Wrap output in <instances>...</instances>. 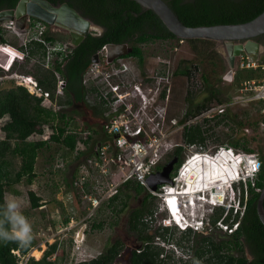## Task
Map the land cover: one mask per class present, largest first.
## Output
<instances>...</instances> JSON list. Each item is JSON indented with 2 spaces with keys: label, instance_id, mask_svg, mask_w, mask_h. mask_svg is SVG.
Here are the masks:
<instances>
[{
  "label": "trees",
  "instance_id": "trees-1",
  "mask_svg": "<svg viewBox=\"0 0 264 264\" xmlns=\"http://www.w3.org/2000/svg\"><path fill=\"white\" fill-rule=\"evenodd\" d=\"M19 0H0V11L7 8H14ZM58 4L68 2L71 6L82 14L94 18L98 23L106 26L107 30L100 34L89 33L76 46L67 42L65 49H58L52 52L51 58L46 66L47 46L44 41L55 44L58 40L56 36L51 34L50 28H47L41 35V39L31 38L25 45L21 46V50L25 52V59L38 55L43 62L38 65V75H33L37 82V88L43 93H48L50 98L61 105H68V108L54 110L53 107H45L41 103V98L31 93L27 87L21 84H13L9 88L0 90V117H7L1 129L4 137L0 138V204L4 202V198L9 189L15 184L23 181L30 185L33 178L37 175L35 168L37 158L43 148L51 147L54 144L59 145L65 151V155L71 156L77 147L78 139H82L86 144L92 139V135H88L83 139L82 132L84 126L79 124L73 115H69L70 105L78 102L90 104V117L96 119L99 115H103L107 110L104 100L92 101V93L97 91L96 86H87L84 82V75L93 63L94 56L106 44L109 43H127L132 50L120 57H134L137 59L138 66L144 69L146 54L143 48L144 44L156 42L158 40H176L180 41L163 23L160 17L151 9H145L135 0H49ZM169 6L178 15L180 20L188 26L214 25L228 23H242L249 21L264 11V0H165ZM34 22L41 21L32 18ZM43 22V21H42ZM45 23V22H44ZM0 28V43H5L6 37ZM264 35V34H263ZM188 42L205 44H213L214 40L204 38L185 39ZM257 40L264 44V39ZM132 46V47H131ZM211 51H214L211 49ZM208 62L214 66L217 60L209 51L203 52ZM185 63V61H183ZM44 64V66H43ZM59 73L66 80L64 93L56 95L57 76ZM176 75H186L191 78V66L184 65L175 71ZM264 71L260 69L247 68L236 70L235 81L239 85L246 79L261 78ZM205 85L209 90L208 99L200 103L193 104L191 101L184 112V118L180 122H184L190 117L201 114L209 106L207 100L218 97V91L215 87H208V77L204 76ZM164 96V94H163ZM260 108H264V99L256 101ZM228 111L216 118H206L205 121L217 119L216 123L228 120ZM234 121V119H232ZM264 121V118H263ZM102 127V126H101ZM93 133H98L93 131ZM48 135L47 138L45 136ZM183 142L185 145L201 144L205 145L207 141L206 131L202 124L197 122L186 124L183 127ZM228 135V134H227ZM229 143L234 148L241 146L246 151H253L252 148L246 147V144L237 137L229 135ZM95 144H93L94 147ZM92 147V149H93ZM175 153L183 154V146H176ZM81 151H79L80 153ZM95 153V151H93ZM17 155L21 157L20 168L16 171L12 168V162L8 159V155ZM261 159V169L256 175L255 185L251 181L245 182L246 189L242 186V195L240 196V205L244 208L237 209L233 215V208L227 212L226 208L220 207L213 216V223L222 218L225 222L232 223L238 221V227L232 232L224 236L221 240H217L212 236H199L195 239L196 246L191 245L193 257L195 259H204L205 264H264V224L257 213V200L260 191L264 185V154L259 155ZM182 156L178 167L183 162ZM55 169V170H54ZM176 169V171H177ZM63 168H50V172H61ZM174 172V174L176 173ZM63 176V175H62ZM63 184L60 182H47L45 188H52V194L63 192L67 193L72 190L73 181L78 177V171L73 174L69 180L67 176H63ZM64 185V187H63ZM125 189L135 190L137 193L145 191L144 203L153 212V199L155 195L148 192L143 185L127 181L123 186ZM121 187L119 192L107 200L103 205L116 202L121 196ZM260 188V190H256ZM75 200L72 206L77 209L76 217L85 212V204L80 200V194L76 189ZM247 193V199L244 200V192ZM29 199L32 208L42 206V196H39L34 190H29ZM56 197V196H55ZM60 207L59 214L63 215L60 224H66L70 217L68 216L67 207L62 199L57 200ZM71 204V203H70ZM98 209L102 212V207ZM127 206L124 201L119 211H123ZM146 207V208H147ZM226 211V214L224 212ZM145 211L141 209L130 210L129 230L136 233L137 238L141 241L138 250L133 251L132 264H172L169 262L171 256L164 258V249L157 246L154 242L156 233L149 232L147 220H143ZM100 214V213H99ZM98 215V214H97ZM92 226L101 228L103 223L92 220ZM183 238L189 240L192 234H199L198 231L188 229L181 230ZM168 242L171 241L172 226L164 225L157 232ZM87 234V231H86ZM195 238V237H194ZM181 245V242H178ZM35 246L32 240L25 246H21L18 242L11 241L0 243V264H21L22 257H27L30 250ZM123 242L116 239L115 242L106 245L104 251L91 259H83L75 264H112L114 259L122 248ZM59 242L56 241L49 244L40 259L28 256L25 264H62L61 258H57ZM194 247V248H193ZM17 250L20 255L14 251Z\"/></svg>",
  "mask_w": 264,
  "mask_h": 264
},
{
  "label": "rangeland",
  "instance_id": "rangeland-1",
  "mask_svg": "<svg viewBox=\"0 0 264 264\" xmlns=\"http://www.w3.org/2000/svg\"><path fill=\"white\" fill-rule=\"evenodd\" d=\"M28 20L29 25L24 28L31 31L28 37L33 35L38 36L39 29L37 23L39 21L34 22L35 24L31 26L33 20L31 18ZM6 21L7 19L1 23L3 24L2 32L7 40L2 44L10 42L21 51L20 47L23 46V42L26 40V33L20 36L16 35L12 32L11 28L5 25ZM30 26L31 29H29ZM49 31L57 37L58 40L56 44L61 43L62 45H67V42L70 43V40H68L70 39V33L68 34L66 30L51 25ZM143 48L146 54L144 69L138 66L137 59L134 57H118L112 60L113 62L109 65L107 71L111 74L109 82L113 85H117L120 92H128V95H126V102L134 103L137 109L143 108L146 114L140 117L142 119V125L146 129L155 131V125L157 122L159 123L158 130L156 131L160 136H165L160 144V164L166 162L168 158H170L174 146L181 144L184 148V159L181 165L186 163L187 159L190 160L192 156L197 155L198 152L211 155L217 152V149L225 145L234 148L228 141L229 135L241 139L246 144V147L252 148L258 155L264 154V108H260L259 103H256V101L234 103L230 105L227 109V114L229 115L228 120L220 121L219 123H216L218 121L217 119L205 121L200 114L195 117H190L184 122H180V120L184 118V112L188 107L189 101L196 104L208 99L209 90L207 89V85H205L204 76H207L209 79L208 87L210 88V85H212L211 88L215 87L218 91L216 100L220 102H227L239 93L242 84H236L235 73L237 67L235 66V71H231L224 42L214 40V43L210 45L203 42L194 44L182 39L180 41L158 40L156 42L144 44ZM211 49L214 51H211ZM17 50H12V48L7 49L6 45L0 47V63L6 67H0V90L9 88L13 84L15 85L17 80L22 77H33L32 74L38 75L37 68L38 65H41L40 63H42L43 60L38 55L30 59H25V56L23 57ZM204 51L207 53L209 51L210 54L215 56L217 60L216 66L207 61L208 59H206L207 56L203 53ZM23 54H25V52ZM260 60L264 61V55ZM183 61H185V63H183ZM9 63L11 64L9 65ZM44 64L47 65V62L45 61ZM185 64L191 66L193 72L191 78H188L186 75H176L175 73L176 70L183 67ZM238 70L241 71L242 69ZM92 83L93 82H89V86H96L97 90L100 89V91L103 92L109 88V84L107 82L101 84L100 79L95 81L94 85H92ZM139 86L141 90L138 89ZM140 93H145L146 96L143 94L141 96ZM91 99L92 101L102 100L99 98L98 92L92 93ZM207 102L210 105L215 102V99L207 100ZM149 103H152L151 108L147 106ZM114 107L115 106L111 105L109 109L112 110ZM69 108H71V110H69V115H73L78 123L84 126L82 136L85 137L87 134L89 135V132H92L93 138L89 140L88 144L82 139H79L78 141L80 142L77 141L74 154L71 156L65 155L67 157H64L65 151L57 144L48 148H43L37 158L35 168L37 175L33 178V183L28 185L23 181L15 184L12 187L14 189H9L6 193V195L11 194L19 198L22 211L32 225V237L35 241V246L30 250L28 256L40 259L49 244L58 241V251L56 255L53 256H57L58 259L61 258L59 260H62V264H75L83 259H91L97 256L106 245L117 238L122 240L125 246H135L138 244L139 242L137 243L136 241V233L129 230L127 221L130 210L140 202L142 195L145 194V191L135 194L131 189H123V193L120 195L121 197L116 202L101 206L102 212H100L99 209L94 212V216L88 221L85 229V231H87L86 239L81 242L79 241L78 244H76L72 238V234H74L76 230L63 233L57 231L63 220L61 212L59 214L60 207L57 203V200H61L62 194L57 193L53 195L52 188H45L46 183L60 182L63 184L62 175L67 176L70 180L76 170H79L82 164L86 163L94 153L93 151L95 150L94 148L92 149L93 144L100 138L104 139L105 137L101 131L100 124L96 119L90 117V104H86L85 102L83 104L78 103L70 105ZM232 119H234V121ZM6 120L7 117H0V138L4 137L1 126ZM195 122L202 124L203 129L206 131L207 141L205 145H185L183 142L182 134L184 123L190 124ZM96 130L98 133L94 134L93 131L96 132ZM234 149L237 151L245 150L242 146ZM79 151L81 152L79 153ZM225 154H231V152H225L224 155ZM224 155H213L212 160L217 159L218 162L221 163V158L224 157ZM8 159L11 160L14 171L20 168V156L10 154L8 155ZM57 163H61L60 168H63V170H61V172L56 171L51 173L50 168H54ZM181 165L172 176L174 185L178 186L176 187L177 189H182L183 187L178 171ZM206 165L209 166V164ZM241 182L243 183L242 186L244 189H246L245 181ZM162 184L166 183L158 184V186ZM29 190H34L39 196H42V206L38 208L31 207L28 195ZM235 191L236 202L231 203L229 206L226 205L228 207L225 206L226 211L230 206H233V215L238 208L237 206H241L238 205L240 201L239 198L242 195L241 183L235 186ZM220 196L222 195L220 194ZM247 196L245 191L244 200L247 199ZM165 199L166 197H163L164 203H166ZM179 199L180 195H178L177 201ZM124 201L127 203V206L123 211H119ZM154 201L153 207L156 209V204L158 201L160 204L162 200L157 198L156 200L154 199ZM165 210L167 215L164 211L165 214L163 213L164 216L161 220L158 217L162 216V214L156 216V213H154L153 217L148 218L146 222L148 223L147 230L149 232L156 233L157 226L160 228L164 225H173L169 220V211L166 208ZM226 211L222 216L226 214ZM93 219H96V222H102L103 226L101 228L93 227ZM173 226H176V228L172 229L174 235L171 236V241L168 242L162 236L158 235V233H156L158 236L155 235L154 243L164 249L162 256L166 259L167 256H171L169 262L172 264H205L203 258L197 260L193 257L194 250L191 249V245L195 246V239L201 236L200 232L199 234H192L188 240L182 237L183 233L181 232L182 227L180 225ZM225 233L226 232L222 229L216 230L214 232V237H218L219 239L223 238L226 236ZM172 242L177 244L181 242L182 244L181 246L178 244L176 247L172 248ZM34 250L41 251V256L39 258L34 256ZM25 263L26 258L23 257L21 264ZM120 264H124V262Z\"/></svg>",
  "mask_w": 264,
  "mask_h": 264
},
{
  "label": "built area",
  "instance_id": "built-area-1",
  "mask_svg": "<svg viewBox=\"0 0 264 264\" xmlns=\"http://www.w3.org/2000/svg\"><path fill=\"white\" fill-rule=\"evenodd\" d=\"M5 25H7L8 28H11L15 33H26V40L23 42V45H25L33 37L42 40L40 35L47 29V25L45 23L38 22L37 27L39 29V35L28 37L31 31L18 28L14 20L7 21ZM29 29H31V26ZM44 42L48 49L46 62H48V59L52 56V52L54 50H64L66 46V44L62 45L61 43L50 44L47 41ZM3 45H6L7 49H18L17 51L22 54L23 57L25 56L22 50L20 51L17 46L12 45L10 42L6 44L1 43L0 47ZM107 55V45H104L98 51V56L100 57L97 60L98 62L93 61L83 79V82L87 86H89V82H93L92 85H94V82L98 79L101 80V84H104L105 82L109 84V88L104 92L100 91V89L96 91L99 93V98L104 100L103 104L107 106V110L104 113L106 120L102 126V132L105 139L96 146L95 153L92 154L87 162L82 164L80 169L77 170L78 177L73 181L72 190L67 193H64V191L60 192L62 194L61 199L67 207L70 219L66 224H60L57 231L59 233H63L70 230H76V232L72 234V238L76 244L79 243L76 240V236L80 226L85 224L87 227V223L94 216V212L98 210L103 203L117 194L120 188L123 187L127 181L130 180L143 185L148 192L155 196L160 195L163 192L166 193L170 191L168 190V187H172L173 185L166 183L161 185V189H152L149 184L148 176L154 172V168L158 163L160 144L165 136H160V134L157 133L156 130H158L159 126L158 122L155 125V131L146 129L142 125V119L140 118L146 114L143 108L137 109L135 108L134 103L126 102V95H128V92H120L117 85H113L109 82L111 74L107 71V69L113 61L110 62ZM263 55L264 53L262 52L257 61H252L245 53L242 52L237 57L236 70L253 68L264 71V61L260 60ZM46 66H48V64ZM0 67L5 66L0 63ZM233 71H235V69ZM56 76V95L58 96L64 93L66 80L59 73H56ZM29 77L30 76L20 78L17 80V84H19V81L26 80L33 84L34 90L29 91L41 98L43 106L48 108L53 107L54 110L68 108V105L64 106L53 101L48 93H43L37 88V82L34 77L32 81L29 80ZM241 84L242 86L239 93L227 102L215 100L214 103H211L208 108L202 112L201 116L203 119H211L223 115L227 111L228 107L234 103H248L264 99V76L261 78L246 79L241 82ZM111 105L115 106L112 110L109 109ZM90 134L92 135V132H89V135ZM87 136L82 137L85 139ZM47 137L48 135L45 136V138ZM223 152H231V154H233L235 162H240L243 167L241 175L242 181L247 182L250 180L254 186L256 175L262 166L261 159L256 152L246 150L237 151L234 148L225 145L220 149H217V152H214L211 155H208L207 153L205 154L204 152H198L197 155H201L205 158L207 157L206 159L211 158V160L207 161H210L211 163L213 162L212 164L215 165V162L212 160V156L217 154L223 155ZM195 156H192L191 159ZM187 162L188 160H186V163L181 165L178 170L179 173H181L182 169H184L183 172H185ZM55 165L56 167H60L61 163H57ZM74 189H76L80 194L82 204H85V212L79 214L78 218L76 217L77 209L75 206H72V202H74L75 195L77 194ZM256 190H260V188L256 187ZM231 221L227 223L220 218L217 222V226L227 233H232L238 227V221L232 223V225ZM14 252L20 255L17 250ZM25 258L27 260L28 257Z\"/></svg>",
  "mask_w": 264,
  "mask_h": 264
},
{
  "label": "water",
  "instance_id": "water-1",
  "mask_svg": "<svg viewBox=\"0 0 264 264\" xmlns=\"http://www.w3.org/2000/svg\"><path fill=\"white\" fill-rule=\"evenodd\" d=\"M135 1L145 9L153 10L166 27L182 40L204 38L224 42L231 69L235 68L236 59L242 52L252 61H257L263 52L264 46L257 40V37L264 34V11L253 19L242 23L188 26L180 20L165 0ZM31 17L40 19L49 25L68 29L71 34V44L74 46L89 34L92 25L88 18L68 2L55 4L49 0H19L14 8L0 11V27L6 19L15 18L16 26L24 29L29 25L28 19ZM107 46L109 61L126 55L132 50L127 43H109ZM97 60L98 54L93 58V61ZM32 79L33 77L30 76L29 80L32 81ZM19 84L24 85L28 90H34L33 84L28 80L19 81ZM175 161L176 159L170 160L162 170L152 172L148 176V182L152 189H156L158 184L172 182L171 172ZM256 208L259 218L264 224V185L260 191ZM85 228V224L79 228L76 236L78 242L83 240Z\"/></svg>",
  "mask_w": 264,
  "mask_h": 264
},
{
  "label": "clouds",
  "instance_id": "clouds-1",
  "mask_svg": "<svg viewBox=\"0 0 264 264\" xmlns=\"http://www.w3.org/2000/svg\"><path fill=\"white\" fill-rule=\"evenodd\" d=\"M10 64L11 63H9V65ZM223 158L228 162V168L225 170L227 171L226 174H228L227 185L225 186V189L223 187V191L218 192L215 186L202 184L203 197L200 199V202L197 205H195L194 201L189 197L179 194V219L171 207L172 199H170L168 202V196L165 192H163V195H166L165 208L167 207L166 209L169 210V220L173 225H180L182 230L192 229L201 232L205 228V221L214 214L216 209L223 206L225 207L226 205L229 206L231 203L236 202L235 186L242 181L241 175L243 167L240 162H235L233 154H225ZM172 187L178 186L173 184ZM217 192L223 196V200L221 202H217L212 197V195L217 194ZM177 197L178 195L174 194L170 198ZM196 199L199 198L196 196ZM238 205H240L239 202ZM230 207L233 208V206ZM230 207L228 208L227 212L230 210ZM237 207V209L242 208L241 206ZM32 238V225L22 211L19 198L11 194L6 195L4 202L0 204V243L15 241L21 246H25L30 243Z\"/></svg>",
  "mask_w": 264,
  "mask_h": 264
},
{
  "label": "bare ground",
  "instance_id": "bare-ground-1",
  "mask_svg": "<svg viewBox=\"0 0 264 264\" xmlns=\"http://www.w3.org/2000/svg\"><path fill=\"white\" fill-rule=\"evenodd\" d=\"M14 19H7V21L14 20ZM15 21L16 19L14 20V22ZM39 22H42V21H39ZM15 34L18 36L21 35L19 34V32ZM231 70H234V68ZM206 158L201 155H196L194 158L190 160L187 159L188 162L186 164L185 172H183L184 169H182L180 173V179H181V182L183 183L182 189H177L176 187H170V186L168 187V190H170L166 192L168 196V202L170 201V199H172L171 207L173 208V211L178 219L180 218L179 216L180 201L178 200L179 201L178 202L177 198H170L172 197V195L183 194L185 197H189L191 200H193L195 205H197L200 202V199L203 197L202 184H209V185L215 186L218 192L223 191V187L227 185L228 174H226L227 171L225 170L228 168V162L224 160V158L222 157L221 163H219L218 160L216 159V160H213L215 162V165H213L211 164V162L207 161L211 159H206ZM206 164H209V166ZM218 192L217 194H213L212 197L217 202H221L223 200V196H220ZM163 196L166 197V195H163ZM196 196L199 199H196ZM33 254L34 256L39 258L41 256V251L34 250Z\"/></svg>",
  "mask_w": 264,
  "mask_h": 264
},
{
  "label": "flooded vegetation",
  "instance_id": "flooded-vegetation-1",
  "mask_svg": "<svg viewBox=\"0 0 264 264\" xmlns=\"http://www.w3.org/2000/svg\"><path fill=\"white\" fill-rule=\"evenodd\" d=\"M59 4V3H58ZM76 9V8H75ZM79 11V10H78ZM81 14H82V11H79ZM83 15V14H82ZM83 16H85V15H83ZM86 18H88L90 21H91V23H92V25H91V29H90V31H89V33H94V34H100V33H103L104 31H106L107 30V28H106V26L104 25V24H102V23H98L97 21H95V19L94 18H91V17H88V16H85ZM31 19H32V17H31ZM42 21V20H41ZM44 22V21H43ZM46 23V22H45ZM2 25L3 24H1V28H2ZM47 25V28H51V25H48V23L46 24ZM55 26V25H54ZM56 27H58V28H60V29H64V30H66L67 31V33L69 34L70 32L67 30V29H65V28H63V27H60V26H56ZM70 36V39H68V40H70V43H71V34L69 35ZM261 40L262 39H264V35H260V36H258ZM257 37V38H258ZM263 44V43H262ZM263 46H264V44H263ZM132 47V46H131ZM121 58H126V57H121ZM237 60V59H236ZM231 68V67H230ZM138 89H140V86L138 87ZM141 90V89H140ZM141 94V93H140ZM144 96H146L145 95V93H142ZM142 94H141V96H142ZM78 103H84V102H78ZM78 103H76V104H78ZM148 107H152V103H149L148 105H147ZM105 113V112H104ZM201 115V114H200ZM105 120H106V118L104 117V114L103 115H99V117H97L96 118V121L100 124V128H101V131H102V127L101 126H103V123L105 122ZM104 139H105V137H104ZM104 139H99L97 142H96V145H94V150L96 149V146L99 144V143H101ZM176 146H174V149L172 150V152H171V155H170V158H168V160L166 161V162H164V163H162V164H160V162H159V160H158V163L156 164V166H155V168H154V172H156V171H160V170H162V168L165 166V164H167V162H169L170 160H173V159H176V161L174 162V166H173V170H172V172H171V178H172V176L174 175V172L176 171V169H177V166H178V163L180 162V160H181V158H182V156H183V154H178V153H175V150H176ZM170 184H174V182H173V180H172V182H169ZM123 189H125L124 187L121 189V191L123 190ZM156 189H161V185H159V186H157V188ZM134 192H135V194H138L135 190H133ZM161 192H163L162 190H160ZM142 193V192H141ZM144 196H145V194L144 195H142V197H141V199H140V202L134 207V208H132V209H141V211L143 210V211H145L144 212V214H143V220H148V218H150V217H153V215H154V213H156V216H159L160 214H162V216H160V217H158L160 220H161V218H163V213H164V211H165V213H166V210H165V204L166 203H164V201H163V193L161 194V195H156L155 196V200L158 198V199H160V200H162V202H160V204H159V201H158V203L156 204V209H154V203H155V201H154V199H153V205H152V207H153V212H151L150 211V209L146 206V204L144 203ZM159 197H161V198H159ZM168 203V202H167ZM160 207H159V206ZM147 207V208H146ZM131 209V210H132ZM161 210V211H160ZM164 213V214H165ZM166 215H167V213H166ZM129 219H130V214H129V217H128V226H129ZM160 220H159V222H160ZM217 222H218V220L215 222V223H213V216L211 215L209 218H208V220H206L205 221V228L203 229V231H201L200 232V234H201V236H212V237H214V232L216 231V230H221L220 229V227H218L217 226ZM160 224V223H159ZM159 226H157L156 227V233L158 232V230H160V228H158ZM162 227V226H161ZM173 228H176V226H172V229ZM208 232V233H207ZM210 232V233H209ZM227 234H229V233H227ZM159 235V234H158ZM158 235H156V236H158ZM217 240H221L222 238H218V237H215ZM118 239V238H117ZM115 240L116 239H114V241L113 242H115ZM136 241H137V243L138 244H136V245H138V246H125V245H123L122 246V248H120L119 249V253H118V255L116 256V258L114 259V261H113V263L112 264H120V263H122V262H124V264H132V256H133V251L134 250H138L139 248H140V246H141V241L136 237ZM113 242H111V243H113ZM170 244V243H169ZM173 246H172V248L173 247H176L178 244L177 243H171ZM179 246H181V245H179ZM195 246H196V243H195ZM106 247V246H105ZM105 247H104V249H105ZM104 249L100 252V253H102L103 251H104ZM99 253V254H100Z\"/></svg>",
  "mask_w": 264,
  "mask_h": 264
},
{
  "label": "crops",
  "instance_id": "crops-1",
  "mask_svg": "<svg viewBox=\"0 0 264 264\" xmlns=\"http://www.w3.org/2000/svg\"><path fill=\"white\" fill-rule=\"evenodd\" d=\"M86 239V235H85V237H84V240Z\"/></svg>",
  "mask_w": 264,
  "mask_h": 264
}]
</instances>
